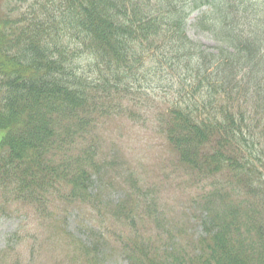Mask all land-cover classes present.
<instances>
[{"label": "trees", "instance_id": "1", "mask_svg": "<svg viewBox=\"0 0 264 264\" xmlns=\"http://www.w3.org/2000/svg\"><path fill=\"white\" fill-rule=\"evenodd\" d=\"M194 11L214 47L187 35ZM147 122L172 174L158 186L115 148ZM11 206L34 232L0 264H32L36 236L52 264H103L108 244L127 264H264V0H0ZM73 211L93 215L91 241L67 230Z\"/></svg>", "mask_w": 264, "mask_h": 264}, {"label": "rangeland", "instance_id": "2", "mask_svg": "<svg viewBox=\"0 0 264 264\" xmlns=\"http://www.w3.org/2000/svg\"><path fill=\"white\" fill-rule=\"evenodd\" d=\"M195 15L196 13L192 14L188 19V36L191 39L203 44L207 48L214 46V42L212 41V39H210L206 32L194 27L193 22L195 21ZM161 90L162 88H160V90H157L159 93H155L154 91V97H161ZM134 130L135 131L132 132L129 131V129H125L123 137L125 142H117L115 148L119 151V153L121 152V150H125L129 162H132L133 160H142V164H137L134 161L133 163L135 165H138L140 170L150 181H154L153 183H155V180L158 179L159 182H163L166 179L165 173H167L165 167L163 166V164L160 166L154 165V161L158 158L161 151L163 150L161 140L156 134L152 132V127L149 122L144 125L142 124V126H135ZM107 147L108 145L106 146V148ZM109 190L110 193L108 195V198H110L111 200L115 201L117 198L121 197V193L119 191L111 188H109ZM169 204L177 206V198L171 195ZM11 209H13L12 212L0 214V253L8 248V244L13 243L12 235H14L16 231L17 234L21 236L26 231H30L31 233L34 232V225L29 222L28 217L26 219L23 216L26 212V209L20 208L21 212H18L19 210H15L14 206H11ZM92 216V214L88 213H79L77 211L71 212L67 217V230L82 241H91L89 223ZM15 242H24V244H22V246H17L20 248L14 251V258L16 256H20L19 253H21V247H23V245H30L32 241L30 239H21L20 241ZM33 243L34 245L31 252L32 264H52L53 262H55L56 259H51V254L48 251V248L46 246H42L41 238L36 236L33 240ZM102 250L104 252L103 264H127V261L124 259L122 254L113 245L108 244L107 246L102 248ZM11 254L12 253H10L7 258H9Z\"/></svg>", "mask_w": 264, "mask_h": 264}]
</instances>
